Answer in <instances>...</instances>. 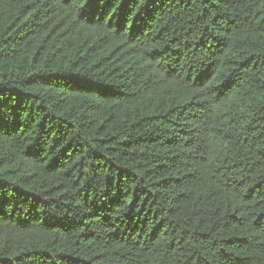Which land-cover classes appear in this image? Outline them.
I'll use <instances>...</instances> for the list:
<instances>
[{
    "label": "trees",
    "instance_id": "obj_1",
    "mask_svg": "<svg viewBox=\"0 0 264 264\" xmlns=\"http://www.w3.org/2000/svg\"><path fill=\"white\" fill-rule=\"evenodd\" d=\"M0 264H264V0H0Z\"/></svg>",
    "mask_w": 264,
    "mask_h": 264
}]
</instances>
